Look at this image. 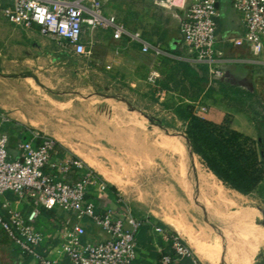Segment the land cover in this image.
I'll use <instances>...</instances> for the list:
<instances>
[{
	"label": "rangeland",
	"instance_id": "1",
	"mask_svg": "<svg viewBox=\"0 0 264 264\" xmlns=\"http://www.w3.org/2000/svg\"><path fill=\"white\" fill-rule=\"evenodd\" d=\"M162 10L167 12L149 0H111L105 13H113L131 32L148 37L154 53H168L152 31ZM27 32L0 15V90L20 98L32 130L49 135L70 153L105 171L111 177L107 182L118 186L126 198H138L155 207L166 222H177L176 228L184 235L207 231L210 222L203 213V200L216 205V200L223 199L226 204L220 211L227 218L236 207L257 210L258 217L251 224L263 242L264 182L255 193L244 197L211 175L223 194L218 198L204 186L199 176L210 171L194 152L185 133L186 123L177 113L178 107L191 104L185 102L184 90L182 97L172 94L177 78H172L174 66L165 61L167 56L161 63L154 62L152 56H144L139 50L130 52L124 42L114 44L111 31L102 30L91 39V56L76 57L54 41L38 34L28 36ZM6 131L14 138L9 125L0 129V133ZM159 135L181 142L186 159L161 145ZM245 147L257 145L249 142ZM181 168H187L185 174L190 175L184 177L189 180L181 179ZM231 202L237 205L230 206ZM42 218L41 212L35 228L48 234L53 225ZM90 228L92 240L94 231L102 236L99 228ZM246 229L244 223V233ZM259 263L264 264V255Z\"/></svg>",
	"mask_w": 264,
	"mask_h": 264
},
{
	"label": "built area",
	"instance_id": "2",
	"mask_svg": "<svg viewBox=\"0 0 264 264\" xmlns=\"http://www.w3.org/2000/svg\"><path fill=\"white\" fill-rule=\"evenodd\" d=\"M173 6L175 0H153ZM110 0H0V15L23 30L38 28L40 34L61 45L76 57L91 56L92 37L97 31H111L118 42L128 41L144 56L159 58L140 33L130 32L113 14L105 13ZM219 0H197L180 23L183 43L190 48L191 59L207 64L215 76L221 72L212 64L216 54ZM241 14L246 29L245 40L254 55L264 51V0H231ZM206 112L205 109H201ZM197 114V113H196ZM199 116V115H198ZM10 123L0 111V129ZM54 138L32 131L26 142L17 145L15 157L10 152V135L0 133V198L11 193L25 209H14L0 202V227L21 253L36 264H134L138 257L137 235L147 225L167 244L170 254L164 264L191 259L194 253L176 231L140 217L133 206L96 170L74 155L62 156ZM42 210L63 212L74 219L59 235L50 237L35 228ZM91 225L106 239L93 242Z\"/></svg>",
	"mask_w": 264,
	"mask_h": 264
},
{
	"label": "crops",
	"instance_id": "3",
	"mask_svg": "<svg viewBox=\"0 0 264 264\" xmlns=\"http://www.w3.org/2000/svg\"><path fill=\"white\" fill-rule=\"evenodd\" d=\"M149 1L157 7L167 9V12L166 10L159 12L157 24H152V26L155 25L152 31L160 39L162 46L168 49V53L161 50V58H154L155 60L152 61H160L161 63L167 56L165 61H169L174 66L172 78H177V80L175 91L172 94L181 96V92L184 90L186 98L184 96L183 98L185 102L190 103L200 117L216 125H222L228 120L232 130L256 142L262 141L261 132L264 133V131L263 129L261 132L258 130L256 122L264 120V51L259 56L254 55L252 46L245 40L246 29L242 16L233 9L231 0H219L218 2L220 17L217 20L216 54L212 67L214 70L221 72L219 77L212 74L209 65L198 64L191 59L190 48L183 43L180 35V23L185 18L192 4L197 0H175L173 6H164L160 3H155L153 0ZM148 10L149 12H146L150 13V8ZM154 12L157 13L155 9H153ZM152 16L153 14H151ZM27 31H29L27 32L28 36L35 34L42 36L38 28ZM132 33H140L142 38L152 46L147 39L148 37H144L141 32ZM109 36L114 44L124 42L126 48L132 53L140 47L133 43L129 44L127 40L118 42L111 35ZM0 86H2L1 82ZM12 93L8 94L3 89L0 90V111H5L9 114L10 123L8 125L13 130L14 138L17 139L14 145H11L12 137L10 133L7 131L4 133L10 135V152L15 157L17 145L21 141L29 140L31 132L35 130H32L27 125L28 114L24 103L20 101L17 95L14 97ZM201 109H205L206 112H202ZM61 148L62 152L60 153L62 156L74 155L81 158L102 175L97 168H94L79 155L70 153L62 146ZM210 174L211 172L203 175L209 177ZM105 179L106 181L108 180L107 178ZM217 181L221 182L218 179ZM108 183L110 184V182ZM110 185L115 187L120 195L134 207L138 216L149 217L153 222L178 232L194 253L196 262L190 259L192 261L191 264H260L259 260L264 255V248H262L264 240L262 243L259 242L257 237L259 230L255 229L251 224L258 217V212L254 208H245L243 210L242 207H236L233 209L234 213L227 218L220 211L222 210L220 208L226 204L222 201L223 199L216 200L218 202L216 205L209 203L208 200H203V208L205 209L203 213L208 216L210 225L205 227L207 231H204L202 235L192 234L193 237H191L184 235L181 230L176 228L177 222H166L155 207L141 202L138 198H131V196L126 198L118 186ZM231 191L241 197L245 196L235 190L231 189ZM2 201V203L10 202L14 209L25 207L24 203L15 202L11 193L5 194L2 197ZM193 205L194 203H190L191 207ZM229 205L235 206L237 204L231 202ZM193 211H195L194 208ZM42 214L44 216L42 220L49 221L53 225V231H49L47 234L50 237L59 235L60 230L65 227H72L74 224V219L63 212H43ZM217 215L223 216V218ZM220 223L224 225L223 228L220 227ZM244 223L247 228L245 233L243 232ZM94 227L96 226L94 225ZM146 227L148 228L145 231H142L141 228L137 235L139 248L138 257L134 264H164L162 256L170 254V249L161 240L160 236L155 235L149 226L146 225ZM214 228L218 229L213 230ZM187 230L190 232L189 229ZM92 236L90 228L88 238L91 239ZM189 238L196 241L204 254L198 252L189 242ZM105 239L106 236L104 234L101 236L94 231V240L91 239V241L101 242ZM0 264H36L22 256L12 246L10 239L1 227ZM171 264H183V262L182 260L174 261Z\"/></svg>",
	"mask_w": 264,
	"mask_h": 264
},
{
	"label": "trees",
	"instance_id": "4",
	"mask_svg": "<svg viewBox=\"0 0 264 264\" xmlns=\"http://www.w3.org/2000/svg\"><path fill=\"white\" fill-rule=\"evenodd\" d=\"M177 113L186 123L185 133L192 143L194 152L218 180L245 196L258 190L264 181V133L261 132L262 129L264 131V120L256 122L262 141L255 144L254 140L232 130L229 122L216 125L198 116L191 106H180ZM12 141L16 142L17 139L11 138ZM249 142L257 147L246 148L245 145ZM57 147L62 152L59 144ZM109 192L112 194L117 190L110 185ZM43 212L46 213L42 210ZM147 228L144 225L142 231ZM182 262L191 264L192 261L183 259Z\"/></svg>",
	"mask_w": 264,
	"mask_h": 264
},
{
	"label": "bare ground",
	"instance_id": "5",
	"mask_svg": "<svg viewBox=\"0 0 264 264\" xmlns=\"http://www.w3.org/2000/svg\"><path fill=\"white\" fill-rule=\"evenodd\" d=\"M159 133V132H158ZM165 135V134H164ZM153 136H155V135H153ZM157 140H159V141H161V145L163 144V145H165L166 146V148L170 151V152H172L173 154H177V155H179L181 158L182 157H185V159H186V156H185V154H186V150H185V148H184V146L182 145V143L181 142H178L176 139H172V138H169V137H165V136H163V135H159L158 136V138H157ZM160 145V146H161ZM162 148V147H161ZM143 156V155H142ZM178 156V157H179ZM188 156V155H187ZM179 157V158H180ZM178 158V160L180 161V159ZM182 160H184L183 158H182ZM183 164V163H182ZM186 164V163H185ZM181 167V166H180ZM185 167V166H184ZM95 168H97V170L98 171H100L101 173H102V175L105 177V178H107L108 180H111V177L110 176H108L107 174H106V172L105 171H103L102 169H100V168H98V167H95ZM182 169V174L183 175H181V179L182 180H185V178L186 177H188L189 175H190V173H189V175L187 176L186 174H185V170L187 169H184V168H181ZM175 172V171H174ZM180 172V171H179ZM205 174V173H204ZM174 175V174H173ZM186 175V177H184ZM211 176H213V177H215L212 173L210 174ZM209 175V177L208 176H205V175H200V180H202V183L204 184V186L205 187H207V189H209V190H211V192H215L217 195H218V198H220L221 197V194H223V192H222V190L218 187H215L214 186V184H213V181H212V179L213 178H211V176ZM216 178V177H215ZM114 179V178H113ZM186 179H188V178H186ZM189 180V179H188ZM199 180V179H198ZM187 181V180H186ZM178 182H180V181H178ZM187 182H189V181H187ZM192 182V181H191ZM186 183V182H185ZM200 184V183H199ZM201 186H203V185H201ZM202 188V187H201ZM206 189V190H207ZM205 190V191H206ZM208 190V191H209ZM226 192V191H225ZM215 194V195H216ZM222 198H223V196H222ZM217 199V198H216ZM209 205H211V204H209ZM209 207V206H208ZM219 210V209H218ZM244 212V211H243ZM217 216H219V215H217ZM241 221H243V220H241ZM242 226V225H241ZM179 230V229H178ZM181 230V229H180ZM261 231V230H260ZM183 235V234H182ZM191 237H193V236H191ZM261 238V237H260ZM263 239V238H262ZM262 241V240H261ZM260 241V242H261ZM189 242L198 250V252L200 253V254H204V252H203V250H202V248L200 247V246H198L197 245V243H196V241H194L193 239H191V238H189ZM253 249V248H252ZM255 249H257L256 247H255ZM249 250V249H248ZM222 251V250H221ZM231 251V250H230ZM257 251V250H256Z\"/></svg>",
	"mask_w": 264,
	"mask_h": 264
},
{
	"label": "water",
	"instance_id": "6",
	"mask_svg": "<svg viewBox=\"0 0 264 264\" xmlns=\"http://www.w3.org/2000/svg\"><path fill=\"white\" fill-rule=\"evenodd\" d=\"M218 7V6H217ZM27 140H24V142H26Z\"/></svg>",
	"mask_w": 264,
	"mask_h": 264
}]
</instances>
